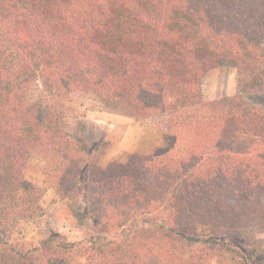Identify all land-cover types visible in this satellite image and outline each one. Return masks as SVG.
<instances>
[{
	"label": "trees",
	"instance_id": "obj_1",
	"mask_svg": "<svg viewBox=\"0 0 264 264\" xmlns=\"http://www.w3.org/2000/svg\"><path fill=\"white\" fill-rule=\"evenodd\" d=\"M219 65L236 92L206 99ZM262 91L264 0H0V264H264ZM90 93L161 140L99 163L70 134ZM33 154L93 234L9 240L43 216Z\"/></svg>",
	"mask_w": 264,
	"mask_h": 264
},
{
	"label": "rangeland",
	"instance_id": "obj_2",
	"mask_svg": "<svg viewBox=\"0 0 264 264\" xmlns=\"http://www.w3.org/2000/svg\"><path fill=\"white\" fill-rule=\"evenodd\" d=\"M236 72L230 65H219L206 73L203 94L206 99L229 96L236 92ZM255 103L264 107V91L252 95ZM70 117V134L73 139L87 145H97L94 150L100 156L99 163L123 162L132 153H141L158 143L163 132L150 119L136 118L123 103L107 100L100 94L90 93L79 104ZM49 161L33 154L25 177L44 187L41 204L43 216L35 221L22 223L10 241L49 239L61 236L73 241L94 233L93 222L82 202H74L56 195L55 179L51 175ZM82 204V207H81ZM20 232V233H18ZM228 243L242 248V243L224 238Z\"/></svg>",
	"mask_w": 264,
	"mask_h": 264
}]
</instances>
